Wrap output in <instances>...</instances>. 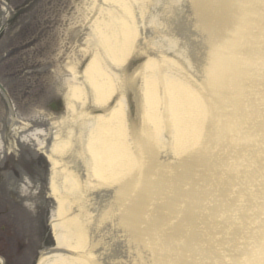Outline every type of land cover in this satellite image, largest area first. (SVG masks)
<instances>
[{
  "label": "bare ground",
  "instance_id": "obj_1",
  "mask_svg": "<svg viewBox=\"0 0 264 264\" xmlns=\"http://www.w3.org/2000/svg\"><path fill=\"white\" fill-rule=\"evenodd\" d=\"M82 13L85 61L48 124L56 251L36 264H114L107 226L123 233L120 264H264V0H88Z\"/></svg>",
  "mask_w": 264,
  "mask_h": 264
},
{
  "label": "rangeland",
  "instance_id": "obj_2",
  "mask_svg": "<svg viewBox=\"0 0 264 264\" xmlns=\"http://www.w3.org/2000/svg\"><path fill=\"white\" fill-rule=\"evenodd\" d=\"M87 2L88 0H7L10 15L6 16V23L12 28L6 26L5 29H18L19 34L16 40H11L7 34H4L8 32L2 33L4 47L14 46L16 56L26 59V68L22 67L26 69L25 74L44 75L42 83L46 82L48 87L52 86L46 89L45 93L48 96L61 95L59 93L62 90L61 85L64 78L71 77L67 71L68 68L77 69L79 66V49L85 45L82 44L80 33L77 32L86 29V18L82 9ZM15 3L18 4L13 5ZM5 20V15L0 14V25ZM166 22L158 26V29H165L169 33L173 32L172 29H167ZM187 28L190 27L187 26L185 29ZM155 39L157 38L155 37ZM191 39L194 41L195 36L192 35ZM160 41L164 44L165 40L160 38L158 44ZM187 53L192 56L188 47ZM187 58L191 62L193 72L200 71L195 69L198 67V63L189 59V56ZM6 62L9 61L6 60ZM4 66L10 70L14 68L13 65L4 64ZM9 69L8 71H10ZM107 229L111 230L110 236L99 237L110 254V258L115 261L114 264H120L122 260L126 259V246L121 241L123 233L119 234L112 227L107 226L101 231V234L108 233ZM113 236L116 239L119 238L118 242L120 243L112 240ZM127 264H130V259Z\"/></svg>",
  "mask_w": 264,
  "mask_h": 264
},
{
  "label": "flooded vegetation",
  "instance_id": "obj_3",
  "mask_svg": "<svg viewBox=\"0 0 264 264\" xmlns=\"http://www.w3.org/2000/svg\"><path fill=\"white\" fill-rule=\"evenodd\" d=\"M2 166L0 164V256L5 264H16L19 257L35 256L37 252L36 244L31 242L30 225L42 227L44 215L24 194L41 192L45 172L33 169L28 182L16 176L21 174L20 170L4 173ZM27 183H37L38 186L33 187ZM45 241L46 238H42V243Z\"/></svg>",
  "mask_w": 264,
  "mask_h": 264
}]
</instances>
